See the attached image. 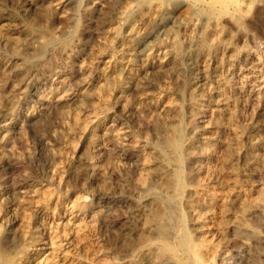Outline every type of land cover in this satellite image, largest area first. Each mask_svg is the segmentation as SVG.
<instances>
[{"label": "rangeland", "instance_id": "obj_1", "mask_svg": "<svg viewBox=\"0 0 264 264\" xmlns=\"http://www.w3.org/2000/svg\"><path fill=\"white\" fill-rule=\"evenodd\" d=\"M253 145L264 0H0V264H264Z\"/></svg>", "mask_w": 264, "mask_h": 264}, {"label": "bare ground", "instance_id": "obj_2", "mask_svg": "<svg viewBox=\"0 0 264 264\" xmlns=\"http://www.w3.org/2000/svg\"><path fill=\"white\" fill-rule=\"evenodd\" d=\"M27 1V0H26ZM224 2H226V1H224ZM231 3V2H230ZM35 6V5H34ZM235 6V5H234ZM56 7V6H55ZM19 26V25H18ZM167 71V70H166ZM251 73V72H250ZM116 74V73H115ZM118 79V78H117ZM251 81V80H250ZM251 85V84H250ZM212 92V91H211ZM145 93V92H144ZM143 98V97H142ZM143 102V101H142ZM137 107V106H136ZM211 109V108H210ZM160 110V109H159ZM207 113V112H206ZM211 113V112H210ZM67 114V113H66ZM208 114V113H207ZM88 116V115H87ZM209 116H211V114H209ZM10 118V117H9ZM206 118V117H205ZM205 118H203V119H205ZM211 118V117H210ZM201 119V118H200ZM211 121V120H210ZM206 123H208V122H206ZM103 124V123H102ZM204 124V123H203ZM213 124H215V123H213ZM212 124V125H213ZM2 125V124H1ZM204 128V127H203ZM205 128L206 129H210V127L208 126V125H205ZM124 129V128H123ZM227 130V129H226ZM119 131V130H118ZM225 134V133H224ZM205 139V138H204ZM207 141L209 142V140H210V136H208L207 138ZM227 140V139H226ZM206 141V140H205ZM211 141V140H210ZM202 142V141H201ZM70 146V145H69ZM207 149V148H206ZM205 152V151H204ZM212 152V151H211ZM257 151H256V146L255 145H253V147L251 148V150H250V154H249V156H250V158L252 159H255V161L256 160H259L261 163H264V156L263 157H257V153H256ZM262 153V152H261ZM193 155V154H192ZM209 155V154H208ZM211 155V154H210ZM246 155V154H245ZM204 156V155H203ZM227 159V158H226ZM250 160V159H249ZM201 161H204V158H203V160H201ZM214 161H216V160H214ZM194 162V161H193ZM243 162V161H242ZM195 163V162H194ZM258 163V165H259V162H257ZM196 164V163H195ZM205 164V163H204ZM213 164V163H212ZM200 165V164H199ZM204 167V166H203ZM202 167V164H201V167H199L198 169H197V171L196 172H203V173H205V174H207V173H209L210 172V167L208 166V169L206 168V169H204L205 167H206V165H205V167L203 168ZM248 168V167H247ZM231 169V168H230ZM203 175V174H202ZM210 175V174H209ZM208 175V176H209ZM213 175H215L214 173H213ZM201 176V175H200ZM211 177V176H210ZM211 179V178H210ZM261 179V178H260ZM213 181V180H212ZM212 181L210 182V180L207 178V175H206V177L205 176H203V178H201V180H200V182H199V184H198V186H197V191L198 190H204L205 188H208V183L210 182V183H212ZM213 186V185H212ZM196 191V192H197ZM189 193H191V192H189ZM256 197V196H255ZM255 197H252L251 196V194H249V193H247L245 190L244 191H242L239 195H237L236 196V199L235 200H237V204H239V206L241 207V209L242 210H245V209H247L249 206H254V205H256V204H258L259 203V199H258V197L257 198H255ZM223 199V198H222ZM221 199V200H222ZM219 208V207H218ZM217 209V208H216ZM221 210V209H220ZM224 210V209H223ZM226 211V210H225ZM221 213H222V216H223V212L222 211H220ZM221 215V214H220ZM220 217V216H219ZM213 218H214V215L211 213V212H208V213H206V215L205 216H203L202 217V219H201V221H200V224H199V232H200V234H201V238H202V240H201V245H199L198 247H199V249H198V252H199V255L200 256H202V255H206L207 257H212V255H213V253H214V246H216V243L214 242V240H213V234L212 233H214L213 232V229H215L216 228V230L218 231L219 230V226L217 225H214L213 226V224H212V222H213ZM216 218V217H215ZM214 218V219H215ZM220 220V219H219ZM196 221V220H195ZM199 221V220H198ZM218 224V223H217ZM74 227V226H73ZM222 229V228H221ZM76 230V229H75ZM218 234V233H217ZM220 237V236H219ZM220 239V238H219ZM39 240V239H38ZM218 240V239H217ZM50 242V241H49ZM218 242V241H217ZM52 243V242H51ZM47 244V243H46ZM214 249V250H213ZM215 254V253H214ZM34 259V258H33ZM71 260V259H70ZM199 260V259H198ZM201 260V259H200ZM212 260V259H211ZM201 262V261H200ZM205 263V262H204ZM58 264V263H57Z\"/></svg>", "mask_w": 264, "mask_h": 264}]
</instances>
